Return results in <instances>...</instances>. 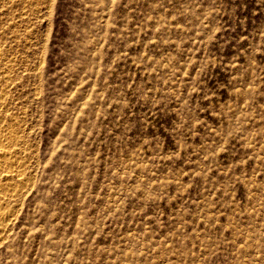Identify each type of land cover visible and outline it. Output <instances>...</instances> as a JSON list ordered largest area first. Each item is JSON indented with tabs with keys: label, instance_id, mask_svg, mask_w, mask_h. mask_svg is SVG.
Wrapping results in <instances>:
<instances>
[{
	"label": "rangeland",
	"instance_id": "obj_1",
	"mask_svg": "<svg viewBox=\"0 0 264 264\" xmlns=\"http://www.w3.org/2000/svg\"><path fill=\"white\" fill-rule=\"evenodd\" d=\"M0 149V264H264V0H0Z\"/></svg>",
	"mask_w": 264,
	"mask_h": 264
},
{
	"label": "bare ground",
	"instance_id": "obj_2",
	"mask_svg": "<svg viewBox=\"0 0 264 264\" xmlns=\"http://www.w3.org/2000/svg\"><path fill=\"white\" fill-rule=\"evenodd\" d=\"M0 150H1V149H0ZM1 153H2V152H1ZM1 153H0V156L4 155L3 153H2V154H1ZM5 153H6V152H5ZM11 162H12V161H11ZM13 163H14V162H13ZM14 165H15V163H14ZM1 213H2V212H1ZM2 214H3V213H2ZM4 214H5V213H4ZM1 218H2L1 220H4V219H5V215H2ZM7 218H8V217H7ZM3 223H4V221H3ZM3 223L0 222V229L3 227ZM2 229H3V228H2Z\"/></svg>",
	"mask_w": 264,
	"mask_h": 264
}]
</instances>
